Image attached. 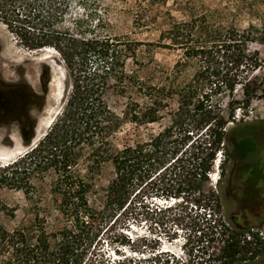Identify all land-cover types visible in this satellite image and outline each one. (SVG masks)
I'll return each mask as SVG.
<instances>
[{"label": "trees", "instance_id": "obj_1", "mask_svg": "<svg viewBox=\"0 0 264 264\" xmlns=\"http://www.w3.org/2000/svg\"><path fill=\"white\" fill-rule=\"evenodd\" d=\"M61 1L64 0H0L2 8L10 4L20 11L28 9L30 16L27 17L37 22L33 26L35 33L29 37L28 31L23 29L25 34L16 31L17 35L29 50L53 48L58 51L66 64L68 77L74 81L64 113L45 141L20 159L0 165V192L21 190L29 202L35 200L30 194L38 187L34 173L40 175L41 182H45L48 173H54L57 182L53 185L52 205L59 213L58 221L63 228L58 232L48 231L50 213L42 214L41 209L30 224L23 222L13 231L6 229L0 220V264H105L97 247L102 227L110 220L106 206L112 208L137 193L163 169L173 168L170 174L179 188L172 195L180 198L183 192L180 188L191 187L194 195L199 196L194 202L198 207L208 209L212 218V213L220 209L219 200L202 196L199 188L209 181L218 152L229 145L232 157L247 162L258 149L252 136L243 134L234 139V131L228 128L229 123L235 122L238 108L246 110L253 100L264 99V76L257 75L264 65L259 54L251 53L249 48V43L256 41L214 24L211 21L214 16L192 5L194 0H188L180 9L185 20L174 21L164 34L170 43L167 48L180 49L183 58L153 84L126 71V56L112 40L91 39L87 44L84 40L89 52L83 45H78L81 43L78 41L76 53H69L57 27ZM82 33L79 31V35ZM97 54L101 55V72L107 78L102 89L89 77L81 79L76 75V70L88 74L85 70L88 63L84 60L87 55ZM189 63H194V74L185 79V68ZM109 81H114L118 92L128 98L125 117L137 130L162 121L166 110L170 112L171 126L145 143L115 148L111 133L121 126V121L113 115L101 95ZM238 88L242 90V99L235 97ZM224 94L232 97L228 112L214 100ZM134 95L141 100L134 99ZM192 128L210 132L209 139L203 141L206 145L203 158L195 151L179 157L187 141L181 136L191 133ZM176 135H180V140L172 141ZM47 140H50L49 144H46ZM199 148L201 146L194 149L199 151ZM104 163L112 164L115 177L102 195L104 206L100 210L91 204L89 195L95 190V178ZM81 165L86 168L85 174L79 170ZM38 200L40 205L44 204L42 198ZM3 215L13 218L15 214L0 198V217ZM247 234V228L238 227L236 233L225 235L220 264L246 260L238 257L240 245L235 235L247 240ZM110 241L119 242L113 238ZM256 257L257 253L250 258Z\"/></svg>", "mask_w": 264, "mask_h": 264}, {"label": "rangeland", "instance_id": "obj_2", "mask_svg": "<svg viewBox=\"0 0 264 264\" xmlns=\"http://www.w3.org/2000/svg\"><path fill=\"white\" fill-rule=\"evenodd\" d=\"M187 1L64 0L61 1V17L57 27L63 35V42L69 53H76L78 41L81 42L78 45H83L85 51L89 52V47L85 45L88 40H112L119 44L126 56V71L156 84L183 58L180 49L172 46L167 48L166 45L170 43L165 40L164 34L174 21L185 20L180 9L188 3ZM194 4L208 15L214 16L211 20L214 24L233 29L238 34H245L249 39L256 41L249 43V48L251 53L259 54L264 65V0H194L192 5ZM27 11V8L20 11V8L15 9V6L10 4L4 8L0 7V12L4 13H0V48L3 49V62L12 64L14 72L30 74L34 81L38 79L39 86L44 79L43 94H37L40 99L50 93V85L47 88L46 84L50 83L51 68L37 60L46 56L47 52H43V49L29 50L16 33L18 31L25 34L24 30H27L29 37L34 35L33 26L37 22H33L32 17H27L30 16ZM18 20L20 22H17ZM8 24L12 25L14 30H11ZM79 31L83 32L82 35H79ZM48 51L57 58L51 60L57 61L64 73V94L59 100L53 99L55 104L46 119L47 127L50 126L46 127L43 135H38L39 140H24L22 144L26 149L22 147L8 152L0 151V165L20 159L45 141L64 113L74 81L68 77L66 64L60 53L53 48ZM100 57L98 54L92 57L87 55L84 61L88 63L85 69L88 74L76 70V75L81 76V79L89 77L102 89L107 78L101 72ZM47 74L49 80H46ZM193 74L194 63H189L185 68L184 78L188 79ZM257 75L264 76V68ZM108 84V88L101 92L102 99L113 115L121 121V126L111 133L115 148L122 149L128 144L145 143L151 136L157 137L171 126L170 112L166 110L162 121L142 126L137 130L125 117L128 98L118 92L114 81H109ZM55 89L54 86L52 95ZM132 97L141 100L136 95ZM235 97L242 99L241 88H238ZM214 100L219 101L222 109L228 112V104L232 101L229 94ZM46 105L47 100L43 110L35 117L36 121L43 114ZM242 109H237L235 122L229 123L228 128L234 131L231 137L239 139L243 134L252 136L257 143V153L247 162H242L232 157V148L229 145L218 152L209 181L199 188L202 196L212 199L217 197L219 200L220 209L212 213L213 217L210 218L211 212L208 209L198 207L194 202L199 196L194 195L191 187H181L183 192L180 198L172 195L179 188L174 176L170 174L173 168L168 171L159 170L148 182L149 186L146 187V184L137 193L111 206L112 208L106 206L110 220L102 227L103 232L97 247L98 254L103 256L105 264H220L226 234L231 235L233 231L236 233L238 227L247 228L248 233L253 235L264 231V99L257 98L253 100L250 108ZM190 131L191 133L181 136L187 141L179 157L183 153L190 155L195 151L203 158L206 153L203 141L209 139L210 132L194 128ZM177 139L180 140V135L174 136L172 141ZM49 142L50 140H47L46 144ZM5 146L11 147L10 144ZM195 146H201L199 151L194 149ZM79 170L83 174L86 173L83 165ZM33 176L38 185L30 194V197L35 198L34 201L29 202L21 190L6 189L0 192L2 202L15 214L13 218L1 216V223L6 229L13 231L23 225V222L30 224L35 218V213L41 209L42 214L50 213L47 230L58 232L63 227L58 221L59 213L52 205L53 185L57 182V177L54 173H48L45 182H41L38 173ZM114 177L112 164L104 163L95 178V190L89 195L91 204L97 209H103L102 195ZM39 198L44 201L43 205H40ZM259 214L262 215L258 216ZM235 236L240 245L238 257L246 259L236 264H264V246L255 245L243 236ZM110 238L119 242L112 243ZM255 253L257 257L251 259Z\"/></svg>", "mask_w": 264, "mask_h": 264}, {"label": "flooded vegetation", "instance_id": "obj_3", "mask_svg": "<svg viewBox=\"0 0 264 264\" xmlns=\"http://www.w3.org/2000/svg\"><path fill=\"white\" fill-rule=\"evenodd\" d=\"M42 64L49 65V67L51 68V83L50 93H48L45 98L41 97L39 99L37 94H43V88L45 85L44 79L41 80V84L39 86L38 79L34 81L30 74L27 73L26 75L25 73H21L19 71L14 72L12 64L3 62V49L0 48L1 152L11 151L23 147L20 138L26 141H30L32 139L37 122L35 117L45 107L46 100V108L43 111V114L38 117L39 125L37 129V135H39L40 131L42 130L43 124L46 122L47 117L53 109L55 100L52 99V93L54 91L55 79L57 77L55 73V66L50 61L44 62ZM46 80H49L48 74L46 76ZM46 85L48 88L49 84ZM12 141L15 143V147L9 148L5 146L7 144L12 145ZM262 199L264 202V197ZM261 215L262 214H259L258 216Z\"/></svg>", "mask_w": 264, "mask_h": 264}, {"label": "bare ground", "instance_id": "obj_4", "mask_svg": "<svg viewBox=\"0 0 264 264\" xmlns=\"http://www.w3.org/2000/svg\"><path fill=\"white\" fill-rule=\"evenodd\" d=\"M49 50V48H45V49H43L42 51L43 52H47V55L46 56H43L42 58H39V59H37L38 60V62H40V63H44V62H48V61H50L51 59H57L56 57H54V55H53V53L52 52H50V51H48ZM59 58V57H58ZM50 62H52V64L55 66V73H56V79H55V93L52 95V99H56V100H59L60 99V97H62L63 96V94H64V91H65V87H66V84H65V79H64V73H63V71H62V69H61V67H59V65H58V63H57V61H50ZM53 66V67H54ZM54 73V74H55ZM54 77V78H55ZM52 119V118H51ZM48 121H51V120H48ZM47 124H48V122H46V123H44L43 124V126H42V130L40 131V133H39V136L42 134L43 135V132L46 130V127H47ZM41 125V124H40ZM50 125H48V127H49ZM47 127V128H48ZM40 130V129H39ZM39 137H38V135H37V138H36V140H35V142L36 141H38L39 139H38ZM40 139H41V137H40ZM22 147H20V148H17V149H15V150H18V149H21ZM23 148L24 149H26L27 147H25V146H23ZM26 151V150H25ZM4 152H8V151H4ZM11 154V153H10ZM23 154V153H22ZM7 159V158H6ZM1 162V161H0ZM5 162V161H4Z\"/></svg>", "mask_w": 264, "mask_h": 264}, {"label": "built area", "instance_id": "obj_5", "mask_svg": "<svg viewBox=\"0 0 264 264\" xmlns=\"http://www.w3.org/2000/svg\"><path fill=\"white\" fill-rule=\"evenodd\" d=\"M246 239L249 240L250 242H254L255 245H262L264 246V231H261L259 235H253L251 233H248L246 235ZM260 242L262 244H260Z\"/></svg>", "mask_w": 264, "mask_h": 264}, {"label": "water", "instance_id": "obj_6", "mask_svg": "<svg viewBox=\"0 0 264 264\" xmlns=\"http://www.w3.org/2000/svg\"><path fill=\"white\" fill-rule=\"evenodd\" d=\"M50 83H51V78H50ZM50 83H49V85H50ZM38 125H39V121L36 122V125H35V132H34V138L32 137V139L30 140V142H31V141L33 142V141L37 138V129H38ZM20 139H21L22 143L25 142L22 138H20ZM13 147H15V143L12 141L11 148H13Z\"/></svg>", "mask_w": 264, "mask_h": 264}]
</instances>
